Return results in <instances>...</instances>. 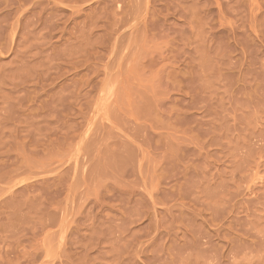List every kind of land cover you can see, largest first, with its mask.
<instances>
[{"label": "rangeland", "instance_id": "rangeland-1", "mask_svg": "<svg viewBox=\"0 0 264 264\" xmlns=\"http://www.w3.org/2000/svg\"><path fill=\"white\" fill-rule=\"evenodd\" d=\"M0 264H264V0H0Z\"/></svg>", "mask_w": 264, "mask_h": 264}]
</instances>
